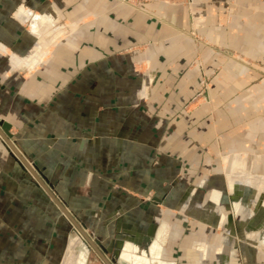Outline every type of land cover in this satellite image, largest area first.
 Segmentation results:
<instances>
[{"label":"crops","instance_id":"1","mask_svg":"<svg viewBox=\"0 0 264 264\" xmlns=\"http://www.w3.org/2000/svg\"><path fill=\"white\" fill-rule=\"evenodd\" d=\"M0 120V264H264V0H0Z\"/></svg>","mask_w":264,"mask_h":264},{"label":"rangeland","instance_id":"2","mask_svg":"<svg viewBox=\"0 0 264 264\" xmlns=\"http://www.w3.org/2000/svg\"><path fill=\"white\" fill-rule=\"evenodd\" d=\"M209 81H210V78L205 76L201 82V84L199 85L197 91L195 92V94L193 95V97L191 98L190 100V104H195V105H201V104H205V103H208V90H209ZM213 167L216 168V170H220L221 168V165H213ZM261 170H264V169H261ZM28 171V170H27ZM32 175V174H31ZM34 178V177H33ZM35 179V178H34ZM191 183L190 184H195V182L197 181H190ZM207 183V182H206ZM209 185L213 184L214 186H222L223 184V180L219 179V180H214V181H209ZM149 200H150V196L147 197ZM71 214V213H70ZM65 215V214H64ZM72 215V214H71ZM65 217H67L65 215ZM72 217L75 219V221L78 223V225L84 230V232L86 233V235L89 237V239L92 238V235L91 233L88 231V229L84 228L81 224V222H79L73 215ZM67 220L70 221L67 217ZM233 228L231 229V232L229 234V236L231 237L229 240H230V243L228 244H222V242L220 241L219 243H215L214 246H222V245H225V246H233L235 247L236 250L239 251V248L242 247L243 243L241 242L242 239H243V236L241 235V232H240V229L237 227V222H233ZM212 229V228H211ZM70 230H71V233L78 237L79 239H81L82 241L84 240L81 233L79 232V230L72 224V222L70 221ZM214 232H217V233H222V229L221 228H218V227H214L213 228ZM228 240V241H229ZM233 241V244H231ZM83 243V242H82ZM224 243V242H223ZM249 251L250 252H253L255 251L254 249H251L249 248ZM91 252L94 253L93 250H91Z\"/></svg>","mask_w":264,"mask_h":264},{"label":"water","instance_id":"3","mask_svg":"<svg viewBox=\"0 0 264 264\" xmlns=\"http://www.w3.org/2000/svg\"><path fill=\"white\" fill-rule=\"evenodd\" d=\"M0 129H1L0 130V137L5 142V144L9 147V149L12 151V153L14 154L13 156L16 157L20 161V163L23 165V167L25 169H27L29 172H31V174L33 175V177L37 181L38 185H41L42 174L40 173V171L38 170V168L34 164H31V166H30L29 162L25 159V157L21 154V152L15 147V145L13 144L12 137L9 135V125L7 123H4V121L0 120ZM54 199L56 200L55 197H54ZM59 205L62 208V211L64 212V214L68 217V219L72 222V224L81 233V235L84 239L82 241L84 246H86L89 250H90V248L94 249L95 244H93L90 241L89 237L86 235L84 230L78 225V223L75 221V219L72 217V215L62 206V204L59 203ZM81 225L85 228L84 224H81Z\"/></svg>","mask_w":264,"mask_h":264},{"label":"built area","instance_id":"4","mask_svg":"<svg viewBox=\"0 0 264 264\" xmlns=\"http://www.w3.org/2000/svg\"><path fill=\"white\" fill-rule=\"evenodd\" d=\"M13 154V153H12ZM14 155V154H13ZM29 165L31 166V163H29Z\"/></svg>","mask_w":264,"mask_h":264}]
</instances>
